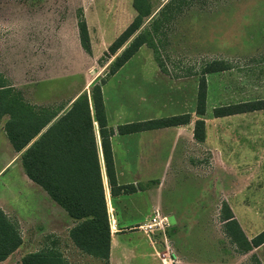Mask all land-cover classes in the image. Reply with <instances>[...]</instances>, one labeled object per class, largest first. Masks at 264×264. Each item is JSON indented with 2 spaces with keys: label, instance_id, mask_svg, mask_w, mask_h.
Masks as SVG:
<instances>
[{
  "label": "rangeland",
  "instance_id": "1",
  "mask_svg": "<svg viewBox=\"0 0 264 264\" xmlns=\"http://www.w3.org/2000/svg\"><path fill=\"white\" fill-rule=\"evenodd\" d=\"M168 1L151 0L152 10H156L154 19ZM132 2L0 0V75L28 103L34 104L39 98L46 106L62 104L73 95L69 90L65 95H60L58 89L62 88L63 83L54 80L67 77V85L73 87V94H76L90 81L99 82L106 78L109 62L104 56L105 52L133 20L135 12ZM82 19L86 22L91 39L90 55L82 50L79 42L78 22ZM164 20L159 30L158 49L161 61L170 74L186 76L199 73L206 63L228 60L227 64L235 69L240 85L237 93H241L243 86L256 81L261 75L259 70L262 73L264 69V0H186L180 10L167 14ZM148 24L147 21L145 25ZM143 49V53L154 57L151 49L145 46ZM222 91H226V88L220 90L219 94L217 84L209 78L208 106H214L226 97ZM13 153L7 137L0 134V169ZM202 161L203 165L210 164L206 157ZM241 175L228 174L222 168L217 173H203L204 178L197 182L204 190L203 199L207 205L215 201V192L210 191V184H216L218 210L213 206V215L208 221L205 216L193 223L181 221L177 230L187 231L185 238L168 237L170 229L165 233L155 232L153 243H150L154 259L161 264L177 260L179 264H253L250 254H238L223 233L221 222L222 204L231 201L246 234H259L264 229V206L257 203L260 191L253 188L257 183L244 190ZM18 177L17 170L10 168L0 179V195ZM38 189L45 195L41 188ZM37 191L32 195L29 191H23L29 201L25 205L27 210L32 207L29 199H42ZM199 193L200 190L192 184L180 181L174 198L183 206L196 200ZM46 199L42 202L36 200L37 204H41L40 211L45 214L51 210L50 198ZM118 212H122L121 207H118ZM40 230L42 228L37 225L24 223L27 246L4 264H21L20 257L37 250L41 242L43 245L53 244L54 239L47 238L49 235L44 229ZM122 240L137 242L147 253L152 252L138 232L127 234ZM55 241L56 247L70 264H105L80 253L72 245L66 244L65 239ZM131 264H154V261L150 258Z\"/></svg>",
  "mask_w": 264,
  "mask_h": 264
},
{
  "label": "crops",
  "instance_id": "2",
  "mask_svg": "<svg viewBox=\"0 0 264 264\" xmlns=\"http://www.w3.org/2000/svg\"><path fill=\"white\" fill-rule=\"evenodd\" d=\"M143 50L142 47L122 68L107 78L102 87L107 123L115 131L110 143L117 183L120 186L133 185L137 189L132 194L112 197L100 154L106 208L108 216H111L113 220V224L110 226L109 260L102 261L105 264H131L141 260L142 262L147 261L150 258L154 264H161L154 259V254H152L153 247L150 243H153L154 233L148 236L139 228L154 211H158L162 216L168 218L170 224L166 229V231L170 229L168 237L173 235V237L185 238L187 236V231L177 230L181 221L193 223L198 219L202 220L203 216L206 221L211 220L213 206L216 211L219 206L218 187L216 184H210V191L215 192L216 199L214 202L211 201L210 206L207 205L203 199L204 190L197 183L204 178L203 173H217L219 168H222L228 174H243L244 176L241 175L243 189L248 190L252 188V183H257L253 186L254 189L260 191L257 203L261 207L264 206V109L224 117H215L213 113L218 108L264 101V69L262 73L259 70L261 75L256 81L253 80L249 85L242 87L241 93H237L240 85L235 75V69L230 66L228 70L206 75L207 94L208 80L211 78V81L217 84L219 94L220 90L226 88V91L221 92L226 97L218 101L216 105L208 106L207 95L206 112L203 117L205 136L202 142H198L194 138V123L198 119L195 113L198 76L165 73L160 70L154 57L143 53ZM227 61L224 62L228 63ZM262 64L264 65V60ZM64 78L53 82L63 83L62 88L58 89L60 95H65L69 90L72 97L66 98V101L57 106H46L39 98L36 103H30L37 109L59 110L58 116L42 130L41 134L55 123L69 109L72 101L82 92L88 90L93 82V80L90 81L87 86L73 94V87L70 88L67 85L68 78ZM54 92L55 90L51 92V96H54ZM209 113L210 117H208ZM181 115H190V122L186 125L127 135H120L117 132V127L120 125ZM6 120L5 117L0 124V134L4 136L6 135L3 125ZM97 142L99 143L98 140ZM203 156L209 159L210 164L203 165ZM19 157L20 154L14 151L0 169V179L10 168L17 170L19 175L18 180L12 181L0 195V209L18 223L23 243L14 254L0 264L12 260L27 246L23 233V226L26 222L42 228L39 232L44 229L49 235L47 238L55 240L62 238L65 239L66 244L74 247L69 238V231L75 226V222L40 186L27 178ZM180 181L183 184L190 183L200 190L196 200L187 202L183 206H180L174 198ZM38 187L45 192V195L42 191L41 193L37 191L40 190ZM23 191H29L31 195L36 191L39 192V197L42 198L36 199L39 202L46 201L48 200L46 198L49 197L50 212L46 214L41 212V204H37L35 198L29 199L32 202V207L27 210L25 205L26 201L28 203L29 201ZM223 203L229 206L248 240L257 236L258 233L246 234L231 201ZM118 207H121V213L118 212ZM208 207L210 213H208ZM132 232L142 234V239L146 240L147 246L152 250L150 254L142 249L137 242L122 240ZM42 247L41 242L37 250L27 252V254L37 252ZM247 254L255 256L261 264H264V244ZM23 256L25 255L23 254L20 258ZM168 264L179 263L177 260Z\"/></svg>",
  "mask_w": 264,
  "mask_h": 264
},
{
  "label": "trees",
  "instance_id": "3",
  "mask_svg": "<svg viewBox=\"0 0 264 264\" xmlns=\"http://www.w3.org/2000/svg\"><path fill=\"white\" fill-rule=\"evenodd\" d=\"M186 0H169L153 18L151 0H133L135 16L131 23L109 45L105 52L108 71L105 79L93 81L89 91L78 95L69 109L41 134L58 114L51 108L37 109L26 102L20 92L13 89L0 75V124L16 153L27 178L40 186L75 222L69 231L74 247L82 254L107 262L110 255V223L103 188L100 154L110 195L132 194L137 191L133 185L120 186L116 180L110 140L115 131L108 126L102 87L106 79L122 68L142 47L152 50L154 59L163 72L167 70L159 52V30L174 10ZM187 3V2H186ZM148 25L146 26V22ZM165 21V20H164ZM78 36L82 50L91 54V43L84 19L78 22ZM229 69L223 61L213 60L203 65L198 76L194 138L204 140L206 112V75ZM264 109V101L218 108L215 117H224ZM190 115L159 118L146 122L120 125V135L157 130L190 122ZM99 141V143L97 142ZM221 222L224 234L244 255L264 244V230L248 240L226 203L221 207ZM18 223L0 209V262H4L22 246ZM53 244H44L37 252L21 258V264H69L62 252ZM253 264H261L253 256Z\"/></svg>",
  "mask_w": 264,
  "mask_h": 264
},
{
  "label": "built area",
  "instance_id": "4",
  "mask_svg": "<svg viewBox=\"0 0 264 264\" xmlns=\"http://www.w3.org/2000/svg\"><path fill=\"white\" fill-rule=\"evenodd\" d=\"M110 226L113 224L111 216H108ZM170 226L168 218L162 216L158 211H154L148 220L139 227L146 235H150L155 232L164 233Z\"/></svg>",
  "mask_w": 264,
  "mask_h": 264
}]
</instances>
